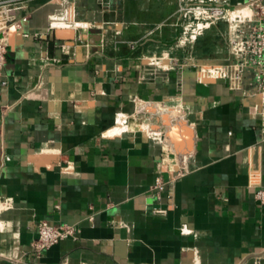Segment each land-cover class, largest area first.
Segmentation results:
<instances>
[{"label":"crops","instance_id":"0c3cea01","mask_svg":"<svg viewBox=\"0 0 264 264\" xmlns=\"http://www.w3.org/2000/svg\"><path fill=\"white\" fill-rule=\"evenodd\" d=\"M71 4L87 23H116L117 52L81 44L99 37L70 25ZM13 15L20 27L0 75V264H254L264 249L259 100L224 79L201 81L191 66L227 64V31L215 25L194 47L174 48L177 0H114L109 12L97 0H33ZM161 51L178 63L142 80L145 57ZM134 97L185 109L186 127H169L176 152L191 155L183 176L178 154L133 122L110 135ZM41 221L78 233L37 255Z\"/></svg>","mask_w":264,"mask_h":264},{"label":"built area","instance_id":"2783aa9c","mask_svg":"<svg viewBox=\"0 0 264 264\" xmlns=\"http://www.w3.org/2000/svg\"><path fill=\"white\" fill-rule=\"evenodd\" d=\"M33 0H0V75L6 64L9 32L11 26L20 27L13 12L24 9ZM105 12L112 10L114 0H97ZM178 17L181 21V30L178 43L174 48H192L207 31L220 21L227 22V64L224 65H191L195 72L200 74L207 70H215V75L208 74L200 77L201 81L206 78L224 79L228 82L229 88L240 92L246 98L259 100L256 107L262 120V131L264 133V0H247L237 6L232 5V0H177ZM72 5V4H71ZM74 8V6L72 5ZM240 13L235 18H230L234 13ZM75 17L71 26L75 30L87 33L89 37H99L98 43H91L89 39L81 40V44L87 47L97 46L101 54L117 52L119 44L122 43V32L116 29L114 21H107L102 24H90L80 19L74 8ZM54 20H58L54 17ZM64 19V13L61 16ZM53 20V21H54ZM53 27L54 24H51ZM152 33V32H151ZM172 52H162L145 57L146 68L141 79L150 80L156 77L158 72L169 71L174 64L178 63L177 58L171 55ZM135 111L131 115L117 113L115 123L125 124L127 130L122 134L131 131V122L134 123V130H141L147 138L162 147L176 152L173 146L170 128L176 125L175 114L185 109L182 106H169L165 103L155 101H141L133 98ZM187 120V118H186ZM145 125L147 130L138 126ZM177 153V152H176ZM175 165L178 168V177L183 176L189 169L191 155L177 153ZM162 177L156 178L155 188L158 191L164 189ZM256 198L264 204V190L259 189ZM156 213L165 214V210L156 209ZM38 236L33 243V249L37 255L49 249L53 245L76 237L78 229L67 223L50 224L41 221L36 225ZM188 233L187 229H182ZM264 249L256 257L254 264H263Z\"/></svg>","mask_w":264,"mask_h":264},{"label":"bare ground","instance_id":"6f19581e","mask_svg":"<svg viewBox=\"0 0 264 264\" xmlns=\"http://www.w3.org/2000/svg\"><path fill=\"white\" fill-rule=\"evenodd\" d=\"M245 11H241V12H239V13H234V14H231L232 16L230 17L231 19L232 18H235V16L237 15V14H240V13H244ZM217 72L215 71V70H211L209 73L207 72V70L206 69H204V71L203 72H201V74H200V77H204L205 75H208V74H212V75H215ZM175 118H177L176 120H179V121H177L180 125L182 124L183 126H185L186 127V124H187V120H186V118H185V114H183V111H181L180 113H178V114H175ZM120 123L121 124H118V125H116V126H113V128L111 129V131H110V135H112V136H117V135H122V133L125 131V130H127V126L125 125V124H122V122L120 121ZM174 126H172V128H173ZM138 128H140V129H145V131L147 130V127H145V125H140V126H138ZM109 130V129H108ZM107 130V131H108Z\"/></svg>","mask_w":264,"mask_h":264},{"label":"rangeland","instance_id":"374dc122","mask_svg":"<svg viewBox=\"0 0 264 264\" xmlns=\"http://www.w3.org/2000/svg\"><path fill=\"white\" fill-rule=\"evenodd\" d=\"M216 25H218V26H220L221 27V30H222V32L223 33H225L228 29H229V24L227 23V22H224V21H220L219 23H217ZM205 36V35H204ZM203 36V37H204ZM224 37H227V35L226 34H224ZM179 40V39H178ZM214 40V35L213 34H211V35H209L207 38H205L203 41H202V43H203V45H207V43H210L211 41H213ZM177 43H178V41H177ZM198 76H199V74H197ZM113 127V126H112ZM3 229L4 228H2L1 229V231H3Z\"/></svg>","mask_w":264,"mask_h":264},{"label":"water","instance_id":"95a60500","mask_svg":"<svg viewBox=\"0 0 264 264\" xmlns=\"http://www.w3.org/2000/svg\"><path fill=\"white\" fill-rule=\"evenodd\" d=\"M55 34L57 37L62 38L66 35L67 39L75 38V30L73 29H55Z\"/></svg>","mask_w":264,"mask_h":264}]
</instances>
